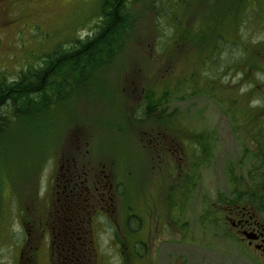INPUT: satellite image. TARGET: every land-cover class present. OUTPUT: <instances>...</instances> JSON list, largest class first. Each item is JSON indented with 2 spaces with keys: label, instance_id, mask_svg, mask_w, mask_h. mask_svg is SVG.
Masks as SVG:
<instances>
[{
  "label": "rangeland",
  "instance_id": "rangeland-1",
  "mask_svg": "<svg viewBox=\"0 0 264 264\" xmlns=\"http://www.w3.org/2000/svg\"><path fill=\"white\" fill-rule=\"evenodd\" d=\"M155 1L128 0L127 32L87 63L83 79L74 81L70 57L61 59L70 85L41 115L22 113L7 96L0 101V264H15L22 226L71 209L81 211L77 225L99 226L106 264H118L122 235L87 212L104 211L119 224L124 210L175 204L169 195L181 194V173L192 178L193 200L218 193L264 200V0L244 7L169 0L161 18ZM101 4L0 0V80L12 87L22 71L45 69L56 49L94 37ZM167 133L184 136L183 169L158 147Z\"/></svg>",
  "mask_w": 264,
  "mask_h": 264
},
{
  "label": "flooded vegetation",
  "instance_id": "flooded-vegetation-1",
  "mask_svg": "<svg viewBox=\"0 0 264 264\" xmlns=\"http://www.w3.org/2000/svg\"><path fill=\"white\" fill-rule=\"evenodd\" d=\"M176 138L162 134L158 147L179 161L175 165L170 160L173 168L183 169L180 164L187 158ZM181 175L176 179L181 194L169 195V201L177 198L170 206L161 200L162 209L124 210L119 224L104 211L87 212L90 221L101 216L99 222L112 225L122 235L117 244L118 264H264V200L251 194L234 199V194L221 193L196 195L193 200L192 178ZM169 189L175 190L174 186ZM205 200L210 203L203 205ZM196 201L200 209L194 212ZM77 218H82L77 209L58 210L55 215H42L37 227L22 226L24 237L17 244L15 264H106L104 232H99V226L77 225Z\"/></svg>",
  "mask_w": 264,
  "mask_h": 264
},
{
  "label": "trees",
  "instance_id": "trees-1",
  "mask_svg": "<svg viewBox=\"0 0 264 264\" xmlns=\"http://www.w3.org/2000/svg\"><path fill=\"white\" fill-rule=\"evenodd\" d=\"M169 0H156L158 3L156 7V12L160 15V18L166 15L167 10L160 8V4L163 2H168ZM182 1V0H180ZM242 4V7L246 4V0H239ZM128 0H102L101 12H102V21L99 26L98 32L94 37L88 36L83 40H79L76 48L62 50L56 49L52 52L47 58L48 66L44 69H38L35 72L29 70L22 71L19 75V78L15 81L12 87L6 85L5 80H0V101H2L6 96L8 101H12L14 105H20L19 107H24L25 111H21L24 114L35 113L41 115L43 109L41 106L47 105V103L54 100V93L57 92V89L63 88V86L68 87L70 85L66 76H63V68H61L60 60H64L65 57H70L72 66L70 68L76 71L75 80L79 81L84 78V68L87 66V63L93 61L99 54L105 51L109 42L112 41L114 36H117L118 33L127 32L128 23ZM176 21V18H174ZM97 36V37H95ZM74 63V64H73ZM93 63V62H92ZM93 64L90 63V66ZM96 66V65H95ZM31 68V67H30ZM56 69L58 76L55 74V81H49L48 75L50 69ZM62 69V71H61ZM69 70V68H67ZM61 71V73H60ZM4 79V78H3ZM57 85H59L57 87ZM18 90V93L15 91ZM62 90V89H61ZM27 109V110H26ZM30 110V111H28ZM1 113H0V124H1ZM19 116V115H18Z\"/></svg>",
  "mask_w": 264,
  "mask_h": 264
}]
</instances>
